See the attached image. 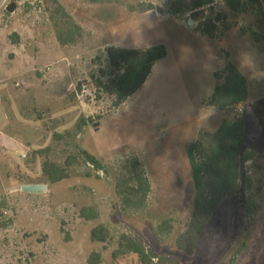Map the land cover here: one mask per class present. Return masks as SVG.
I'll return each instance as SVG.
<instances>
[{"label":"rangeland","instance_id":"374dc122","mask_svg":"<svg viewBox=\"0 0 264 264\" xmlns=\"http://www.w3.org/2000/svg\"><path fill=\"white\" fill-rule=\"evenodd\" d=\"M173 1L0 0V125L1 110L12 107V130H3L29 143L25 150L0 135V142H6L0 143V264H88L93 252L101 255V264H140L133 253L114 259L124 234L180 264H264V39L252 37L259 32L260 15L233 12L226 2L210 0L206 11L218 29V38L211 39L196 23L184 25L189 16L168 14ZM170 19L205 37L218 69L229 61L240 66L249 86L247 104L238 107L243 112L215 109L204 98L187 122L185 113L162 111L168 94L154 85L120 106L97 87L96 81L108 83L117 74L107 61V47L123 45L122 37L142 36L144 42L137 45L168 37L175 24L158 23ZM75 25L82 29L77 44L63 46L59 35ZM16 29L24 32L17 43L12 38ZM206 68L199 66V73L206 74ZM226 117L246 119V149L253 157L244 166L238 192L226 200L198 251L189 256L176 244L194 206L186 147ZM81 118L88 125L77 129ZM47 149L45 156L33 157L34 151ZM82 151L96 156L104 170L87 163ZM70 156L77 158L71 178L50 184L44 162L65 167ZM135 160L152 184L142 209L125 208L117 191V180ZM28 184L47 185L48 190L35 195L22 191ZM90 206L98 211L97 220L81 217L80 211ZM98 225L110 230L109 241H91Z\"/></svg>","mask_w":264,"mask_h":264},{"label":"trees","instance_id":"16d2710c","mask_svg":"<svg viewBox=\"0 0 264 264\" xmlns=\"http://www.w3.org/2000/svg\"><path fill=\"white\" fill-rule=\"evenodd\" d=\"M99 2L101 0H92ZM264 0H230L227 7L233 11H252L260 15L258 31H253L252 37L256 42L263 41L264 32ZM211 4L210 0H174L168 14L183 19L189 16L196 24V29L203 35L216 39L218 29L216 22L211 19L206 8ZM148 11L153 10L149 7ZM73 31L67 35L60 34L58 40L63 46L76 45L77 36L82 34L80 26L75 25ZM15 36V37H13ZM13 41L18 42V36L12 35ZM106 58L110 66L117 72L116 77L108 83L96 81L97 87L105 93L114 96L118 106L124 104L147 82L157 62L167 57L165 45H156L145 50L124 49L116 46L106 48ZM216 85L213 93L206 101L207 104L221 111L232 109L239 111L249 100L248 79L240 66L229 61L224 67L214 73ZM236 113V112H235ZM88 121L81 118L76 125L77 129L87 126ZM63 139L61 134L54 136ZM49 149L34 151L33 157L45 156ZM87 163L99 171L104 170L99 159L87 151H82ZM186 155L189 161L192 180L194 184L193 212L185 232L181 233L176 244L178 249L189 256H193L199 249V244L207 227L228 198L235 195L240 186L243 169L253 155L246 149V119L244 117H226L214 132L200 133L195 142L186 147ZM77 162V158L70 156L61 167L52 162H44L43 174L50 184H58L71 178L70 169ZM152 184L146 174L143 165L135 160L127 175L117 180V191L125 208L142 209L147 205ZM83 219L97 220L99 213L94 207H84L80 211ZM166 225L169 223L165 222ZM111 237L110 230L105 225L93 228L90 234L93 243H105ZM128 253L136 254L140 264H180L177 258L161 256L157 252L147 248L143 243L132 236L122 235L119 247L113 253L114 259ZM102 257L93 252L88 264H101Z\"/></svg>","mask_w":264,"mask_h":264},{"label":"crops","instance_id":"0c3cea01","mask_svg":"<svg viewBox=\"0 0 264 264\" xmlns=\"http://www.w3.org/2000/svg\"><path fill=\"white\" fill-rule=\"evenodd\" d=\"M168 22L174 23L175 21L171 19L161 21L158 23V25ZM174 24V27H172L170 30V36L163 37L161 38V40H159V35L158 40L153 42L152 44L137 45V43L144 42V38L142 36L133 40H128L127 37H122L120 38V41L124 44L116 47L124 49L145 50L161 44L166 46L168 52L167 57L157 62L147 82L136 94H138L139 92L144 93V91L149 90V88L154 85V89H156V91L158 90L159 93L166 95L168 94L167 100L164 101L161 105L162 111H171L177 114L185 113L188 115L187 117H185V121L189 122L191 121L190 114L198 113V104L204 98H209L213 93L215 87L214 73L218 70V67L216 57L212 53V50L208 47L205 37H203L199 33L190 31L186 27L185 29L182 28L180 23ZM140 27L141 26H139V28ZM134 29L136 30V32L139 31V29H137L136 27H134ZM13 32L14 35L17 34V36H20L23 39V31L16 29ZM162 32L163 31L161 30V33ZM129 41L135 42L136 45L131 46V44H129ZM200 59L205 62L200 63ZM205 64L207 65L205 71L206 74L202 75V69H200L199 73L198 68L199 66ZM167 69H170V71L166 72ZM1 112L3 118L0 125V135L5 139H9L14 143L19 144L23 149H28L29 143L25 144L23 141L17 140L15 137H13L12 135L14 134H11V132H6L3 130V128L12 130V123H9V115L10 113L12 114V112H14V109H12V107H9L8 111L1 110ZM222 121L223 120L218 123L217 127L214 130H208V126L205 129H207L208 132H214L221 125ZM209 124L213 125L214 122H210ZM22 126L25 127L24 125ZM0 143L3 145L6 144L5 141H1ZM0 146L2 147V145ZM2 152L4 154H7L6 150H2Z\"/></svg>","mask_w":264,"mask_h":264},{"label":"water","instance_id":"95a60500","mask_svg":"<svg viewBox=\"0 0 264 264\" xmlns=\"http://www.w3.org/2000/svg\"><path fill=\"white\" fill-rule=\"evenodd\" d=\"M10 12H14L15 11V7L11 6L9 9ZM186 27L191 28L195 25V22L192 19H189L186 23H185ZM48 190V186L47 185H24L22 186V191L24 192H28L31 194H40L43 193L45 191Z\"/></svg>","mask_w":264,"mask_h":264},{"label":"built area","instance_id":"2783aa9c","mask_svg":"<svg viewBox=\"0 0 264 264\" xmlns=\"http://www.w3.org/2000/svg\"><path fill=\"white\" fill-rule=\"evenodd\" d=\"M215 1H216V2H218V1H219V2H220V1H221V2H228V1H230V0H215ZM6 3H7V1L5 2V4H6ZM211 4H212V3H211ZM5 6L7 7L8 5L6 4ZM83 92H86V91H83ZM238 112L241 113V112H243V111H242V109H240ZM25 157H26V155L24 156V158H25Z\"/></svg>","mask_w":264,"mask_h":264}]
</instances>
